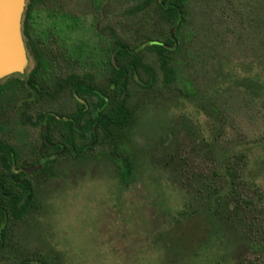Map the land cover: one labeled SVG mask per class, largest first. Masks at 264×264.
Returning a JSON list of instances; mask_svg holds the SVG:
<instances>
[{
    "label": "rangeland",
    "instance_id": "obj_1",
    "mask_svg": "<svg viewBox=\"0 0 264 264\" xmlns=\"http://www.w3.org/2000/svg\"><path fill=\"white\" fill-rule=\"evenodd\" d=\"M124 2L103 0L97 12L91 0L42 5L85 20L96 14L129 38L155 23L150 10L124 15ZM180 39L176 86L127 102L130 181L91 149L79 160L57 153L56 175H33L37 209L7 229L18 253L57 264H237L251 255L244 207L226 199L224 209L229 185L215 189L237 163L244 196L256 201L257 190L264 202V0H192ZM169 236L177 253L164 245Z\"/></svg>",
    "mask_w": 264,
    "mask_h": 264
},
{
    "label": "trees",
    "instance_id": "obj_2",
    "mask_svg": "<svg viewBox=\"0 0 264 264\" xmlns=\"http://www.w3.org/2000/svg\"><path fill=\"white\" fill-rule=\"evenodd\" d=\"M102 2L91 0L95 12ZM191 2L126 0L120 6L124 15L136 17L150 10L156 16L152 26L138 25L129 38L96 14L85 20L46 9L42 0H26L22 36L34 66L28 73L0 79V264H57L52 256L18 253L7 230L37 209L33 175H56L57 153L79 160L84 149H91L96 158L115 165L124 183L130 181L132 111L127 102L158 84L176 86L180 35ZM106 74L109 78L103 83L100 77ZM37 163L35 172L23 170ZM241 169L237 163L227 165L215 192L228 184L220 198L224 209L226 199L236 209L244 207L251 255L237 264H264V202L257 190L256 201L244 196ZM201 214L202 220H211L210 209ZM177 243L169 236L164 245L177 253Z\"/></svg>",
    "mask_w": 264,
    "mask_h": 264
},
{
    "label": "water",
    "instance_id": "obj_3",
    "mask_svg": "<svg viewBox=\"0 0 264 264\" xmlns=\"http://www.w3.org/2000/svg\"><path fill=\"white\" fill-rule=\"evenodd\" d=\"M24 8L25 0H0V79L14 73H23L26 66V47L22 36ZM172 32L173 28L171 35ZM39 166L40 163H37L23 170L33 172Z\"/></svg>",
    "mask_w": 264,
    "mask_h": 264
}]
</instances>
